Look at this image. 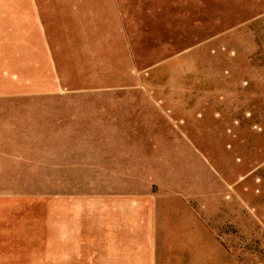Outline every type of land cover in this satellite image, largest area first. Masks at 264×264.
I'll return each instance as SVG.
<instances>
[{
    "label": "rangeland",
    "instance_id": "rangeland-1",
    "mask_svg": "<svg viewBox=\"0 0 264 264\" xmlns=\"http://www.w3.org/2000/svg\"><path fill=\"white\" fill-rule=\"evenodd\" d=\"M116 2L131 79L27 106L45 179L0 184V264H73L82 195L140 196L151 264H264V0Z\"/></svg>",
    "mask_w": 264,
    "mask_h": 264
},
{
    "label": "crops",
    "instance_id": "crops-1",
    "mask_svg": "<svg viewBox=\"0 0 264 264\" xmlns=\"http://www.w3.org/2000/svg\"><path fill=\"white\" fill-rule=\"evenodd\" d=\"M121 18L116 0H0V184L45 179L44 119L27 106L131 79ZM29 201L21 199L23 209ZM142 206L140 196H73V264H151L150 228L134 223Z\"/></svg>",
    "mask_w": 264,
    "mask_h": 264
}]
</instances>
